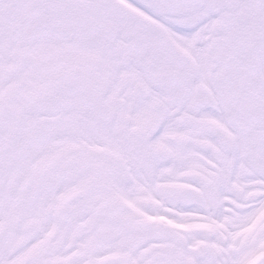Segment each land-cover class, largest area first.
Returning <instances> with one entry per match:
<instances>
[{"label": "snow or ice", "instance_id": "1", "mask_svg": "<svg viewBox=\"0 0 264 264\" xmlns=\"http://www.w3.org/2000/svg\"><path fill=\"white\" fill-rule=\"evenodd\" d=\"M0 264H264V0H0Z\"/></svg>", "mask_w": 264, "mask_h": 264}]
</instances>
